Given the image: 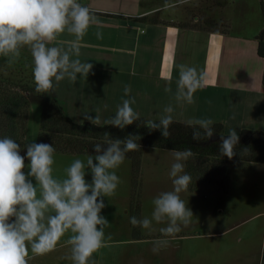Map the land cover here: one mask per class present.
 I'll return each mask as SVG.
<instances>
[{"label": "clouds", "instance_id": "9594fccd", "mask_svg": "<svg viewBox=\"0 0 264 264\" xmlns=\"http://www.w3.org/2000/svg\"><path fill=\"white\" fill-rule=\"evenodd\" d=\"M99 19L79 0H0V56L11 66L27 48L32 58V76L37 93L54 90L67 79L75 83L86 78L93 65L82 62L80 41ZM63 33L75 37L67 46H50ZM97 39L103 34L96 32ZM175 80L174 100L177 104L195 103L194 93L202 87L204 75L195 66L180 64ZM166 93H172V77L166 78ZM124 95L115 114L105 125L123 130L140 119L133 109L135 98L129 96L131 86L124 85ZM173 105L162 110L158 121L146 120L143 126L170 136ZM83 119L98 125L100 117L89 113ZM192 139H210L214 135L210 118L189 120ZM140 137L129 134L124 139L103 133V143L93 147L94 155L86 160L75 159L64 169L63 177L54 175L55 148L52 144L31 142L24 146L10 137L0 138V264H29L32 258L54 251L58 243L70 246L68 259L72 264H95L93 254L106 246L104 229L109 222L101 214L106 207L104 198L114 196L120 178L117 169L126 153L140 150ZM239 136L235 129L220 136V154L231 159L236 154ZM194 155L191 148L172 150L174 162L169 176L172 190L160 192L152 200L153 211L148 217H130V224L151 229L153 221L167 223L160 229L164 238L153 241V251L168 245L173 237L188 226L193 217L180 193L187 191L192 177L185 171V161ZM27 161V163H26ZM91 174V180L86 179ZM110 239V236L108 237Z\"/></svg>", "mask_w": 264, "mask_h": 264}, {"label": "crops", "instance_id": "0c3cea01", "mask_svg": "<svg viewBox=\"0 0 264 264\" xmlns=\"http://www.w3.org/2000/svg\"><path fill=\"white\" fill-rule=\"evenodd\" d=\"M79 2L100 21L80 41L79 59L93 68L86 78L78 76L75 83L65 79L43 93L71 119L85 122L80 116L89 113L105 124L122 98H129L123 91L127 84L140 118L158 121L171 103L176 122L210 118L213 124H222L226 134L232 129L264 131V62L258 56L263 26L256 28L255 22L238 17L240 0ZM248 26L254 29L247 30ZM97 31L102 39H97ZM74 39L63 33L50 46L66 47ZM180 64L195 66L204 75L191 105L174 100ZM169 75L172 93L164 91ZM65 245L58 243L54 251Z\"/></svg>", "mask_w": 264, "mask_h": 264}, {"label": "rangeland", "instance_id": "374dc122", "mask_svg": "<svg viewBox=\"0 0 264 264\" xmlns=\"http://www.w3.org/2000/svg\"><path fill=\"white\" fill-rule=\"evenodd\" d=\"M261 3L264 6V0H240L238 17L255 22L256 28L264 26ZM30 55L21 52L18 59L28 66ZM29 103L28 144L36 142L40 97L31 96ZM86 157L55 153L54 175L63 177L64 169L75 159ZM173 162L172 151L143 148L135 185L129 159L115 169L121 182L114 196L104 198L106 207L101 214L109 224L104 229L106 246L93 254L95 264H264V164L243 161L231 162L227 193L218 185L180 193L193 213L191 222L182 225L175 236L167 237V246L153 251V241L164 238L160 229L167 223L153 221L151 229H145L134 227L129 220L132 216L151 219L153 198L172 190L169 170ZM86 179L91 180L90 173ZM69 252L70 246L65 245L46 255H34L29 264H72Z\"/></svg>", "mask_w": 264, "mask_h": 264}, {"label": "trees", "instance_id": "16d2710c", "mask_svg": "<svg viewBox=\"0 0 264 264\" xmlns=\"http://www.w3.org/2000/svg\"><path fill=\"white\" fill-rule=\"evenodd\" d=\"M264 19V6L261 3ZM264 25V24H263ZM21 52H25L23 49ZM258 56L264 62V26L258 34ZM32 59V58H31ZM264 86V73L262 78ZM38 95L41 100L39 130L35 143L52 144L55 153L67 156L94 155L93 147L103 143V133L112 138L124 139L129 134L140 137L137 143L140 150L126 153L125 159L131 161L133 184L137 182L143 148L160 150H185L191 148L194 155L185 161V171L192 177L187 191L198 192L201 187L218 185L225 193L231 177V162L264 164V131L243 129L237 134L239 143L236 154L229 159L220 154V136L228 135L222 124H213L214 135L210 139H192V127L188 123L173 121L169 127L170 136L164 138L159 130L150 131L143 126L140 118L123 130L110 125H94L88 121L76 122L66 115L54 100L35 91L30 65L17 59L11 66L7 58L0 56V138L10 137L21 145V155H25L27 121L29 117V98Z\"/></svg>", "mask_w": 264, "mask_h": 264}, {"label": "flooded vegetation", "instance_id": "af4514ba", "mask_svg": "<svg viewBox=\"0 0 264 264\" xmlns=\"http://www.w3.org/2000/svg\"><path fill=\"white\" fill-rule=\"evenodd\" d=\"M261 6V5H260ZM262 16H263V14H262Z\"/></svg>", "mask_w": 264, "mask_h": 264}]
</instances>
